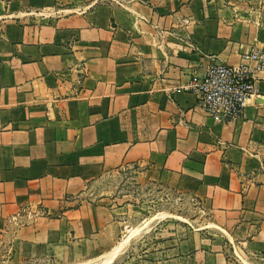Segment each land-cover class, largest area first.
<instances>
[{
	"label": "crops",
	"instance_id": "crops-1",
	"mask_svg": "<svg viewBox=\"0 0 264 264\" xmlns=\"http://www.w3.org/2000/svg\"><path fill=\"white\" fill-rule=\"evenodd\" d=\"M254 54L251 0H0V264H116L137 211L86 191L129 169L192 214L126 264H264V70L233 122L189 89Z\"/></svg>",
	"mask_w": 264,
	"mask_h": 264
},
{
	"label": "rangeland",
	"instance_id": "rangeland-1",
	"mask_svg": "<svg viewBox=\"0 0 264 264\" xmlns=\"http://www.w3.org/2000/svg\"><path fill=\"white\" fill-rule=\"evenodd\" d=\"M251 7L252 14L258 18L264 33V0H251ZM86 196L92 202L116 198L118 203L133 206L137 211L136 222L130 234L131 236L134 234L132 237H135L133 250L130 253L125 251L116 264H126L129 254H140L145 246L152 244L153 240L140 237L144 230L153 228L156 233L158 229L165 228L167 225L175 226L191 222L192 204L187 199L175 192L163 189L156 182L143 181L136 171L131 169L109 173L97 184L89 187ZM93 262L77 264H94L97 261ZM24 264L41 263L25 262Z\"/></svg>",
	"mask_w": 264,
	"mask_h": 264
},
{
	"label": "built area",
	"instance_id": "built-area-1",
	"mask_svg": "<svg viewBox=\"0 0 264 264\" xmlns=\"http://www.w3.org/2000/svg\"><path fill=\"white\" fill-rule=\"evenodd\" d=\"M257 60L255 68L246 65L230 66L223 63L209 65L200 78H193L189 89L197 97L198 108L216 123H229L240 119L245 103L256 96L255 70H264V58Z\"/></svg>",
	"mask_w": 264,
	"mask_h": 264
},
{
	"label": "bare ground",
	"instance_id": "bare-ground-1",
	"mask_svg": "<svg viewBox=\"0 0 264 264\" xmlns=\"http://www.w3.org/2000/svg\"><path fill=\"white\" fill-rule=\"evenodd\" d=\"M131 232H132V230H131ZM136 232H138V231H136ZM127 240L128 239H125L123 242H121L119 244V246L115 247L111 252L107 253L102 260L97 261V262L94 261L95 263L94 262L93 263L94 264H106L108 262L110 263L116 257V255L119 253V251L121 250L122 246L125 245V243H126Z\"/></svg>",
	"mask_w": 264,
	"mask_h": 264
}]
</instances>
